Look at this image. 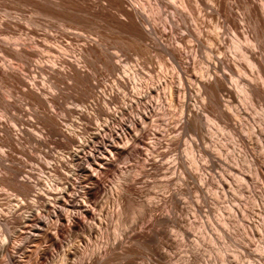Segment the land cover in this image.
<instances>
[{
	"label": "rangeland",
	"instance_id": "obj_1",
	"mask_svg": "<svg viewBox=\"0 0 264 264\" xmlns=\"http://www.w3.org/2000/svg\"><path fill=\"white\" fill-rule=\"evenodd\" d=\"M21 1L23 0H0V21L3 19L2 22H6L10 27V31L14 33L8 36L14 37L15 35L16 37L18 34L17 38L20 37V40H25V48H34L37 51H40L42 48L31 44V42L34 41L32 40L34 37L35 41L38 42H41L43 38L45 40L47 39L46 43L45 40H43L45 43L43 44H49V46L51 45L53 47H58V44L60 47V43L65 44L69 39L68 41H71L69 43L70 49L62 51L56 48L57 53L54 55L46 53L45 50L40 51L42 57L41 69H27V66L21 61L5 57L1 52L0 65H12L10 67L19 70L22 74L20 77L25 80V82L27 81L29 83L32 79H35L36 86L46 90V92H60L58 93L59 98L56 100V106H53L54 104H52L50 108H48L50 104L46 106L47 110H52V117L55 122H59H56L58 126L56 124L55 128L58 130L71 128L70 125L73 121L75 127L79 124H83L85 126L83 129L84 131L80 130V135L77 136V139L87 138L89 142L86 143L85 149L81 151L78 158L71 159L69 154L78 146V143H75L76 145H64V139L62 137L49 134L47 131L48 125L43 115V111L46 109L38 106L31 98H27L20 94L24 88L19 84L11 85L0 80V122L2 123L0 124V151H2V149L7 150L6 147L1 148V144L12 136V132L15 133L16 131L18 133V142L20 143L19 148L24 150L27 157L12 153L16 159L12 164L32 174V177L29 178L27 174L22 173V176H18L17 179L20 180L23 177H28V179L33 182L35 178L53 179L56 183H59L56 187L61 189V186H64L63 183L67 182L65 177L69 176L66 167L81 168L86 167L88 163H93V169L100 166L98 158L100 156L107 158L108 155L111 154V150L109 149L111 148L110 143L115 147H121L128 142L130 134L126 132L127 136L122 131L125 126L128 125L130 117H135L138 112L143 111L147 106L153 109L152 116L149 119L151 123L147 121V132L144 133L141 143L131 145L128 150V152L132 154V160L125 162L123 159H119L113 164V168H111V166L105 169V171L101 173L102 175H99V182L97 180L94 186H100L101 189L105 188L109 192V197L111 198L110 202L102 205L101 209L99 206L94 207V196L96 194L92 196L93 199L90 198L88 200L87 204L86 202L84 203V197H82L84 194L83 191H81L83 185L81 181L83 178L81 175L70 177L71 180L69 179V182H73V184L67 197L62 200L63 202L60 201L56 203V205L55 203L49 204L45 209L42 208V206H44L43 201L49 196L44 194L45 192L43 191L45 187L42 185L43 182L45 185H47V183L43 181L39 185L40 187H36L40 190L41 200H39L38 204L35 206L42 210L40 214V219L42 221L50 220L49 227L51 228H48V231L50 233L53 232V228L58 221L57 218L64 219V212L67 209L72 212L77 211V213H80L83 207H89L94 210L96 217H98L99 214L103 215L102 224L99 226L96 224V230L98 232L97 235L94 236L95 238L89 243L91 247L95 248L97 245L106 243H117V240H121L119 249L116 250L117 254L110 256V260L108 259V262L106 261L105 264H264V179H260V181L259 178H257L254 172L257 166L253 162L246 161L242 154L250 150L251 153L259 158L264 168V151L260 149V145H264V101L260 102L249 99L244 92V83L238 79L239 76H242L244 80L258 83L260 87H264L258 79L257 74L254 73V68L248 65L244 53L238 47H248V45H250L249 42L245 41L244 38H236L234 32L229 27H220L217 25L216 18L210 16L212 13L209 8L212 6L210 0H203L202 4H199L196 0H186V8L183 9L180 7L181 0H164L178 7L189 24H192V18H201V22L203 23H201L200 26L207 35L214 36L217 32H220L221 39L224 40V59L231 62L233 65L241 64L246 68L248 76L245 75L243 71L239 70L238 67H236V69L239 70L236 74L237 76L230 75L228 71L221 69V73L226 75L224 83L232 89V92L238 98V102L233 104L232 108L241 109V128L238 129V131H234L230 121L219 119L216 114L203 112L200 118L195 122V126L199 131L195 133L191 129L186 130L180 125L181 110L178 103L171 104L169 99L165 98L163 95L162 89H160L159 92H154L150 94L148 98L143 99L137 107L136 104H134L131 110L125 111L123 115L111 122L104 130L102 129L103 131L98 135L96 130L97 121L93 118L94 115L92 110H87V113H89L87 121L76 119V115L68 116L64 113L67 108L91 107L89 106L91 100L88 99L84 101L80 99L83 88L78 85L76 87L73 84L69 87L63 85H55V87H53L54 85L51 84L50 86L49 82L44 81L46 73L49 72V68L52 66V57L59 56L63 53L71 55L73 52H78V50L81 49V45L84 44V42L81 41L82 38L85 40H96L97 42L106 39L105 42L104 40L99 42L101 44V54H103L105 59L108 56L111 57V63L120 64V72H124V67H129L134 64L141 66V64H144L142 67V69H144H141L139 73V82H156L159 79L158 77H162L168 82H173L174 85L178 87L180 86L179 75L174 64L168 57L160 56L152 50H149L147 54H145V52H137L134 49L133 37H131L130 34L112 28L108 24H103L104 22L99 18L96 19V17H91L94 19L93 21L90 19V16H85L83 19L75 16L70 18L69 16L67 19L66 17L49 16V14H46V17L45 13H42L44 14L42 15L41 12L34 7L32 8L30 4L29 6L28 3ZM86 1L94 2V4L97 3L99 5H104L105 3L103 0ZM126 1L137 6L147 16L154 18L158 26H162L164 23L166 16L163 11L156 8L153 1L135 0L137 4L134 3V1ZM230 2L231 1H229V3ZM254 2L259 5L263 4L262 0H254ZM233 11L238 14L237 10L234 9ZM110 12L115 13L113 10ZM59 19L60 21H58ZM66 19L69 23L72 22V24L70 23V25L67 23L68 21ZM61 21H64L66 24L63 22V24L60 23ZM85 21H89L90 23ZM2 22H0V27H2ZM78 22H81V24H78ZM68 24L71 26L70 28ZM18 25H20V27H18ZM28 30L29 32H27ZM170 32V36L162 38L166 45L172 42V37L175 38L183 34V31L177 28H173ZM97 33L100 35H97ZM45 34L47 37H45ZM67 34H71V36L73 34V37ZM3 35L4 34L0 35V45L2 44L12 49L14 45L12 42L6 40L8 37L7 35ZM76 35L82 37H79V39ZM21 36L24 37L22 38ZM98 36H101V39L98 38ZM25 37H27V40ZM29 38H31L32 41ZM204 41L203 48L194 56V69H191V71L195 74H198L205 68V62L209 55L207 49L210 48L211 45L206 41L205 37ZM6 43L9 44L7 45ZM147 43L148 42H143L141 46ZM29 44L31 45L29 46ZM193 44L195 43L189 42V38H187L181 45L177 43L173 45L183 49L186 55L189 56L191 51L193 52ZM15 48L16 47L13 49ZM212 56L219 57L220 55L214 53ZM148 57L150 63L147 59ZM92 59L93 58H91L88 63L92 64ZM146 59L147 61L145 64L144 60ZM81 61L84 68L90 71L85 69L88 73L91 74L93 73L91 69L94 70L93 77L99 85L109 86L112 84L116 74L114 75L113 72L108 70L107 66L104 65L103 62H100L101 60L97 61V59L94 58L92 60L93 65H88L86 61L83 62V59ZM141 61H143V63ZM89 66H91V68ZM205 76L208 75L205 74ZM185 85L188 86V83L185 82ZM190 87L192 89L190 96L191 99H194L196 87ZM80 89L82 91H78ZM99 89L100 88H97V90ZM77 93L81 94L76 95ZM69 94H72V97ZM118 101L119 100L113 101L110 107L113 108L120 105V101ZM9 104L14 105L16 110H11ZM155 105H158V108H155ZM159 106L163 108L161 107V109H159ZM229 112L232 113L230 110ZM245 122L250 125L258 126L257 133L254 134L250 129L247 130L248 127ZM98 123L104 125L102 120ZM75 127L72 128L77 131L78 129ZM6 129L9 131V134L6 133ZM237 132L244 136L249 134L252 139L251 145L245 147L244 144L235 142L237 139ZM26 134H29L31 137L34 135H41L43 140L40 143H34ZM96 135H98V137H96ZM94 136L96 138H94ZM194 142H196L197 145L192 146ZM191 146L192 148L189 149ZM204 150H207L217 158H207L209 162L206 163V157L203 154ZM89 153H92L93 157L86 158ZM175 155H180L182 158L181 165L183 168L197 175L195 181L193 179L183 184L179 180L178 177L181 176L180 171L182 170L178 169L176 174L174 173V162L172 158ZM29 157L38 159L47 166L52 164L53 168H50V170H43L38 165L34 164ZM5 164L11 163L5 162ZM122 167L123 169L119 170ZM58 172L59 174H56ZM122 174L127 177L128 183L133 186L134 191L129 192L127 195L129 197L126 196L124 199H119L115 196V186L117 182L120 181V176ZM240 174L247 175L250 178L248 183L251 185V196L253 192L255 196L246 198L247 195L243 192L247 184L241 181ZM3 175H6L5 171L0 167V177ZM200 175L207 177L206 184L202 185L203 198L200 197V194L192 185L193 182L200 185ZM221 182H223L224 186H222ZM14 189L16 188L12 185H7L6 182H0V211H2L3 215H7L8 212L16 208H20L18 212L23 214L29 211L28 205L19 207L23 202V198L19 195V192H16L17 190ZM33 194L34 193H30V195ZM260 199L263 200V203H261ZM104 201L105 199H103V202ZM153 202L158 203L156 207L153 208V214L161 217L168 215L175 221L163 222L160 226L157 224L151 225L149 213L147 211L141 212V208L142 206H150ZM72 205H74L76 209ZM79 205L81 206L79 207ZM240 206L248 210L249 222L252 224L251 228L257 231L256 234L252 233L249 235L244 231L243 220L246 218H242L234 212V208H241ZM54 209L57 212L56 215H54ZM101 210H103V212H101ZM51 219H53L54 222H52ZM83 221V219L81 221L80 217L77 228L80 229ZM85 221V224L90 223V218H87ZM61 224V233H59V237H57L59 246L49 247V244H46L43 240L45 239L44 236L40 239L42 243L40 241L37 242V240L35 243V240L31 241L30 246L32 247H28L27 249L28 253L24 259V264H60L59 260L62 257V251L67 248L68 244H75L86 248L85 240H82L78 234L68 232L66 219H64ZM64 224L66 226H64ZM35 225L36 222H33L28 226L29 230L28 228H26L27 230L25 229L26 231H22L20 225H14V227L12 226V230L15 232H17V230L20 232L21 230L23 234L21 240L27 241L30 239L28 234L32 233L31 228ZM152 229L162 230L165 236L163 240L164 245H159L154 241L146 244L130 238L139 230L150 231ZM183 231H186L188 235L183 237ZM5 233L6 231L4 228L0 226V240L4 237L2 235ZM43 244H45L44 247H48L49 249L48 255L38 259L35 257V251L38 247L43 246ZM120 248H128L129 251L128 253L126 252L127 254H124L121 253ZM244 249H246V251ZM87 255L88 252L81 251L74 260L80 264L82 259L87 257ZM16 256H20V253L17 252ZM1 264H11L7 255L1 259Z\"/></svg>",
	"mask_w": 264,
	"mask_h": 264
},
{
	"label": "bare ground",
	"instance_id": "obj_2",
	"mask_svg": "<svg viewBox=\"0 0 264 264\" xmlns=\"http://www.w3.org/2000/svg\"><path fill=\"white\" fill-rule=\"evenodd\" d=\"M23 1L28 3V5L30 4L32 8L34 7L36 10L41 12V14L45 13V15L49 14V16L53 15L63 18L64 17L67 18L69 16L71 18L72 16H75L82 19L85 16H90V19L93 21L94 19L91 17H96V19L99 18L102 22H104L103 24L106 25L108 24L112 28H116L127 34H130L131 37H133L134 42L133 41L132 42L134 44V49L137 52H145V54H147L149 50H152L153 52L157 53L160 56L168 57L169 60H171V62L174 64L175 69L179 75L180 86L178 87L175 86L173 82L171 81L168 82L166 79L162 77H158L159 79L156 82H149V83L139 82L140 80L139 73L144 64L143 65L141 64V66L134 64L129 67H124L123 68L124 72L123 73L120 72L121 69L120 64L118 65L117 63H111L110 62L111 57L108 56L105 59L103 57V54H101L102 50L100 49L101 44L99 42L103 40L105 42L106 39H102L101 41L97 42L96 40H85L84 38H82L81 41H83L84 44L81 45V49L78 50V52H73V54L71 55L63 53L60 54L59 56L52 57L53 59L52 66L49 68V72L46 73L45 76L46 78L44 79V81L49 82L50 86L51 84L54 85L53 87H55V85H61V86L63 85L65 87L66 86L69 87L72 84L75 85L76 87L77 85L81 86V88H83L82 89L83 91L81 89L78 90V91H82V94L80 93L81 98L80 97L79 98L84 101L88 99L91 100V102L89 103V106L91 107H86V108L72 107L71 109L67 108L64 111V113L68 116L76 115V119L87 121V118L89 117V113H87V110H92L94 115L93 118L95 121H97L96 130L98 135H100L101 131H103L104 128H106V126H108L111 122L115 121L119 116L123 115L125 111L131 110L134 107V104H136L137 107L139 103L143 101V99L148 98V96L154 92H159L160 89H162L163 95L165 96V98L169 99L171 104L178 103L181 110L180 125L186 130L191 129L195 133L199 131L198 128H196L195 126V122L200 118L201 113L203 112L208 114L213 113L216 114L219 117V119H225L227 121H230L232 123L231 125L234 131H238V129L241 128V120H240V116L242 115L241 109L232 108V105L238 102V98L232 92V89L224 83L226 79V75L221 73V69L228 71L230 75H234V76H237L236 74L239 72V70L243 71V73L247 75L246 73L247 70L241 64L233 65L231 62L224 59L223 57L224 40L221 39L220 32H217L214 36L207 35L204 32L203 28L200 26V24L203 23L201 22V18L199 17L192 18L191 20L192 24H189L187 20L183 17L178 7H175L169 4L168 2H165L164 0H147V1H153L156 8L159 9L160 11H163V13L165 14L166 19L162 24V26H158L155 23L154 18L147 16L137 6L132 5V3H129L126 0H103L105 2L104 5H99L97 3L94 4V2H88L86 0H23ZM129 1H134V3L137 4L135 0H129ZM210 1L212 3V6L209 7L212 12L210 16L216 18L217 25L220 27H225V26L229 27L234 32L236 38H244L245 41L249 42L250 45H248V47H244V46H238V47L244 53L248 65L254 68V73L257 74L261 84L264 85V0H262L263 1L262 5L256 4L254 0H210ZM229 1L231 2L229 3ZM196 2L202 4L203 0H196ZM185 4H186V0L180 1V7L182 9L186 8ZM234 9L237 10L238 14L234 13L233 11ZM111 10L115 11L116 14L114 12L113 13L110 12ZM58 21H60V19ZM89 21H85V22L90 23ZM62 22L65 23L64 21H61L60 23ZM2 23H3L2 27H0V35L4 34L8 36L9 34H14L12 33V31H10V27L6 22H2ZM67 23H69V21ZM70 23L72 24V22ZM78 24H81V22L80 23L78 22ZM18 27H20V25H18ZM70 27L71 26H69V28ZM173 28L182 30L183 34L175 38L172 37L171 38L172 42L166 45L164 44L162 38L170 36L171 35L170 31H172ZM13 30L15 31L14 28ZM27 32H29V30ZM98 34L99 33H97V35ZM67 35L71 36V34H67ZM17 36L16 37L15 35L14 37L8 36L6 38V40L12 42L14 47H16L15 49H13L14 47L11 49L10 47L1 44L0 52L1 54H4L5 57L12 58V60L15 59L21 61L22 63H24L25 66H27V69L31 68L32 70H36L42 68V62H41L42 57L40 55L41 53L40 51L45 50L46 53L54 55L57 53L56 48L62 51H66L70 49L69 43L71 41L69 42L68 41L69 39L68 40L66 39L67 42L65 44L60 43L61 45L60 47L59 44L58 47L57 46L53 47L51 45L49 46V44L44 45L47 42L46 41L47 39L45 40L43 38V40H45V43L43 40L41 41L42 42L41 43L35 41V37L33 39L30 35L29 36L32 38V40H34L32 41L31 38H29L32 41L31 44L42 49L40 51H37L34 48L27 49L25 48L26 45L25 40L24 39L20 40L19 39L20 37L17 38ZM45 37H47L46 34ZM71 37H73V34ZM77 37L81 38L82 36L79 35ZM204 37L206 41L211 45V47L207 49L209 55L207 57V61L205 62V68L201 70L198 74L197 73L195 74L191 71V69H194L193 68V64L195 63L194 56H196V53L203 48V44L205 42ZM25 38L27 40V37ZM98 38L101 39V36L100 37L98 36ZM187 38H189V42L195 43L192 46L193 52L191 51L189 56L186 55V52L183 49H180L173 45L174 43L181 45L184 42V40ZM52 39L55 40L53 37ZM143 42H148V43L145 44L144 46H141V43ZM6 44L8 45L9 43ZM31 44H29V46ZM258 50H260L261 53ZM214 53H217L220 56L219 57L212 56ZM89 58L90 59L95 58L97 59V61L101 60L100 62H103V64L107 66L108 70L113 72L114 75L116 74V76L113 78L112 84H110L109 86L99 85L98 82L93 77L94 70L91 69V71H93V73H91L92 75L85 70L87 68H84V65H82L81 60L83 59V62L86 61L88 63V61H90ZM147 59L149 61V57ZM147 59L144 60L145 64ZM92 60H91L92 64L88 63V65H93ZM137 62L140 63L139 61ZM141 62L143 63V61ZM10 66H4V64L0 65V80H2L3 82L5 81L6 83L11 85L19 84L22 88H24V90H22L20 94H22L27 98H31L33 101H35V103L38 106L42 108L46 109V106L48 104H50L48 108L52 107V104H54L53 106H56V102H57L56 100H58L59 98L58 93L60 92L58 93L51 91L46 92V90H43L42 88L36 86L35 79H32L31 81L29 80L30 81L29 83L27 81L25 82V80H23L20 77V75L22 74L19 72V70H16ZM89 67L91 68V66ZM236 67H238L239 70L236 69ZM205 74H207L208 76H205ZM238 79L244 83L245 85L244 92L249 99L260 102L264 101L263 100L264 87H260L258 83L246 81L242 78V76H239ZM68 82L71 84H69ZM185 82L188 83V86L185 85ZM190 86L196 87L194 99H191L190 96L192 92ZM97 88L100 89L97 90ZM80 94L77 93L76 95H80ZM69 95H71L72 97V94ZM115 100H119L120 105L111 108L110 107L111 103ZM9 106L11 110L12 109L16 110V107L14 105L9 104ZM156 107L158 108V105L157 106L155 105V108ZM161 107L162 106H159V109H161ZM229 110L232 113H230ZM152 111L153 109L147 106L146 108L143 109V111L138 112L135 117L134 116L130 117V121L128 125L125 126L124 130L122 131L125 134L126 132L130 134V138L128 139V142H126V144H124L121 147H115L112 145V143H110L111 148L109 149L111 150V154H109L107 158H103L98 154L100 156L98 158L100 162V166L93 169V163L92 164L88 163L86 167H81V168L66 167L67 169L66 171L69 174V176L65 177L63 175L67 182L63 183L64 186H61L62 187L61 189H58L56 187L58 186L59 183H56L53 179L50 180L46 178H35L34 182L30 181L28 177L29 178L32 177V174L25 172L23 171L22 168H18L12 164L14 160L16 161L12 153L20 154L25 157H27V155L24 152V150L19 148L20 143L18 142V137H17L18 133L15 130H13L15 131V133L14 132L11 133L10 131L12 136L10 138H7L1 144L2 145L1 148L6 147L7 150L2 149V151H0V167L3 168L6 174L0 177V182H6L7 185L9 184L12 185L14 188H16L14 190H17L16 192H19V195L23 198V202L21 205H19V207L22 205L25 206L28 205L29 211L23 214L18 212L20 208H16L13 211L8 212L7 215H3L2 211H0V226L4 228V230L6 231V233L2 235L4 237L0 240V264H1V259L6 255L8 256L11 264H24L25 263L24 259L26 258V255L28 253L27 249L28 247H32L30 246L31 241L35 240L34 241L35 243L37 240L38 242L40 241L41 238H43V236L45 237V239L43 240L45 241L46 244L47 243L49 244V247L51 246L58 247L59 241L57 237H59V233H61L60 232L62 228L61 222H63L64 219H66L68 232L78 234L80 238H82V240H85L86 248H83L75 244H70V245L68 244L66 249H64L63 251L61 250L62 257L59 260L60 264H79L75 262L74 258L77 255H79L81 251L88 252V255L87 257L82 259V262L80 264H105L108 259L110 260V256L117 254L116 250L119 249L121 240H117V243H106V244L97 245L95 246V248L91 247L89 243L93 238H95L94 236H96L98 232L96 230V224L97 226L102 224L103 215L99 214V216L96 217L94 210L92 208L83 207V205H82L83 210L80 213H77V211L72 212L67 209L64 212L65 214L64 219L58 217L57 218L58 221L53 228V232L51 231L52 233H50L48 231V228H51L49 227L50 220L42 221L40 219V214L42 210L41 208L35 206L36 204H38L39 200H41L40 190L37 189L36 187H40L39 185L43 181L47 183V185H45L43 182L42 185L45 187L43 191L45 192L44 194L49 196L46 200L44 201L42 200L44 202V206H42V208L45 209L49 204L55 203L56 205V203H59L60 201L65 199V197H67V194L71 191V186L73 184V182L72 183L69 182L70 177L73 176L77 177V175H81L83 178L81 180L83 185L81 187L82 189L81 188L80 189L81 191H83L84 194V196H82L84 197L83 200L84 203L86 202L87 204L88 200L96 194L94 196V200H95L94 207L99 206L101 209L102 205L106 203L108 204L111 198L109 197V192L105 188L101 189L100 186L98 187L94 186L96 185L97 180L99 182L100 179L98 178L99 175H102L101 173L104 172L105 169L111 166H112L111 168H113L114 166L113 164L119 159H123L125 162L132 160V154L129 153L128 150L131 145H134L136 143H141V139L143 138L144 133L147 132L146 125H147V121H149L150 117L152 116ZM52 114H53L52 110L46 109L43 111L44 118L46 119V124L48 125L47 131L49 132V134L62 137L64 139V145L78 143V146L75 149H73L72 152H70L69 154V157L71 159L78 158V156L81 154V151L85 149L86 143L89 142L87 138L77 139V136L80 135V130H83L85 126L83 124H79L78 126L75 127V123L73 121V123L70 125L71 128L58 130L55 128V125L57 124L56 122L58 121L55 122V120L52 117ZM101 120L103 121L104 125L98 123ZM150 121L149 123H151ZM0 124L2 123L0 122ZM245 124L248 127L247 130L250 129L254 134L257 133L258 126L250 125L247 122H245ZM72 127H75L78 130L76 131ZM6 133L9 134V131L7 129H6ZM26 135L29 136V134ZM98 135H96V137H98ZM96 137L94 136V138ZM236 138L237 139L235 140V142L244 144L245 147L251 145L252 139L249 134L244 136L238 133L236 135ZM29 139L34 143H40L43 140L41 135H34L32 137L29 136ZM195 145H197L196 142L192 144V146ZM192 146L189 147V149H191ZM260 149L264 151V145H260ZM203 154L206 157L205 160L206 163L209 162L207 158H217L207 150H204ZM242 154L246 161L253 162L257 166L256 169L254 170L257 178H259V180L264 179V168L262 167V163L259 161V158L256 157L253 153H251L250 150L248 152H243ZM88 157H93V154L89 153L86 156V158ZM172 159L174 162V173L176 174L178 169L182 170L180 171L181 176H179L178 178L183 184H186L189 180L194 179L195 181L197 175L182 167L181 165L182 158L180 157V155H175ZM30 160L43 170H50V168H53L52 164L50 166H47L46 164L40 162L38 159L30 158ZM5 162H9L11 164H5ZM122 169L123 167L119 170ZM22 173L27 174L28 177L27 178L23 177L20 180L17 179L18 176H22ZM56 174H59V172ZM240 175H241V181L247 184L245 185V191L243 192L244 194L247 195L246 198L255 196V194H253L254 192L252 193L251 196V192H252L250 190L251 185L248 183L250 178L247 175H243V174ZM206 181H207V177L201 175L199 176L200 185L191 181L193 182L192 183L193 187L200 194L201 198H203L202 185H205ZM221 184L222 186H224L223 182H221ZM115 188H116L115 196H117L119 199H124L129 194V192L134 191L133 186L128 183L127 177L123 176V174L120 176V181L117 182ZM30 193H34V194L30 195ZM256 198L259 199L258 197ZM103 199H105L104 202ZM260 201L261 203H263L262 199H260ZM157 204H158L157 202H153L150 206L147 207L142 206L141 208V212L147 211L149 213V218L151 219V225L157 224L160 226L163 222L166 223L174 222L175 220L173 218L171 219L168 215L161 217L152 213V211H154L153 208L156 207ZM80 206L81 205H79V207ZM53 211H54V215H56L57 214L56 210L54 209ZM101 212H103V210H101ZM234 212L237 215H240L242 218H246L245 220H243V225L245 228V230L244 229L243 230L246 231L247 234L251 235L252 233L255 234L257 233V231L251 228L252 224L249 222V216H248L249 212L245 207L234 208ZM80 217H81V221L82 219L84 221L82 222L79 229L77 228V223ZM87 218H90V223L85 224L84 222H86L85 220ZM51 220L52 222H54L53 219ZM33 222H36V225L34 227L31 226L33 227L31 228L32 233L30 232L32 235L28 234V237H30V239L27 241L21 240V238L23 237L22 231L23 230L26 231L27 230L26 228H28V226ZM14 225H20L22 231L20 229H19L20 232H18V230L17 232L12 230L13 229L12 226L14 227ZM64 226L66 225L64 224ZM182 235L184 237L188 234L186 231H183ZM130 238L135 241H140L146 244L148 242L154 241L159 245H164L163 240L165 239V236L162 230L152 229L150 231L139 230L137 233L133 234ZM44 245L45 244H43V246L38 247L35 251V257H37L38 259H41L43 256L45 257L46 255H48L49 249L48 247H44ZM120 250L121 253L124 254L126 252L128 253L129 251L128 248L125 249L120 248ZM244 250L246 251V249ZM17 252L20 253V256L18 257L16 256Z\"/></svg>",
	"mask_w": 264,
	"mask_h": 264
}]
</instances>
